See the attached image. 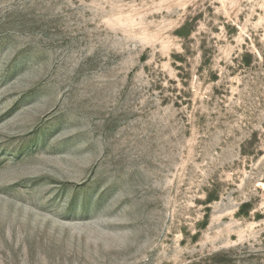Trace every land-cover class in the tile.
<instances>
[{
    "label": "rangeland",
    "instance_id": "obj_1",
    "mask_svg": "<svg viewBox=\"0 0 264 264\" xmlns=\"http://www.w3.org/2000/svg\"><path fill=\"white\" fill-rule=\"evenodd\" d=\"M0 264H264V0H0Z\"/></svg>",
    "mask_w": 264,
    "mask_h": 264
}]
</instances>
